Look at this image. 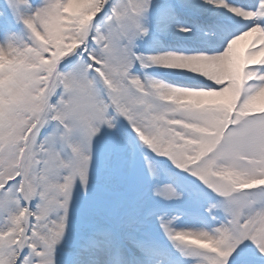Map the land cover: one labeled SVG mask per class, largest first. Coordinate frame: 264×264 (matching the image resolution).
<instances>
[{
	"label": "snow or ice",
	"instance_id": "6c2138e0",
	"mask_svg": "<svg viewBox=\"0 0 264 264\" xmlns=\"http://www.w3.org/2000/svg\"><path fill=\"white\" fill-rule=\"evenodd\" d=\"M0 264H264V0L0 2Z\"/></svg>",
	"mask_w": 264,
	"mask_h": 264
},
{
	"label": "rangeland",
	"instance_id": "374dc122",
	"mask_svg": "<svg viewBox=\"0 0 264 264\" xmlns=\"http://www.w3.org/2000/svg\"><path fill=\"white\" fill-rule=\"evenodd\" d=\"M0 2H3V0H0Z\"/></svg>",
	"mask_w": 264,
	"mask_h": 264
}]
</instances>
